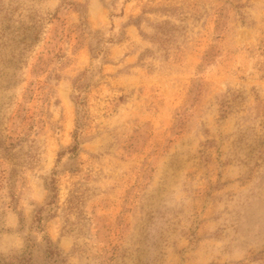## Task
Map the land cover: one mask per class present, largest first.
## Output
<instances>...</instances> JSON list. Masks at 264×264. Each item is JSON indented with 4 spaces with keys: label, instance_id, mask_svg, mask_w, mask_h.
<instances>
[{
    "label": "rangeland",
    "instance_id": "374dc122",
    "mask_svg": "<svg viewBox=\"0 0 264 264\" xmlns=\"http://www.w3.org/2000/svg\"><path fill=\"white\" fill-rule=\"evenodd\" d=\"M0 264H264V0H0Z\"/></svg>",
    "mask_w": 264,
    "mask_h": 264
}]
</instances>
